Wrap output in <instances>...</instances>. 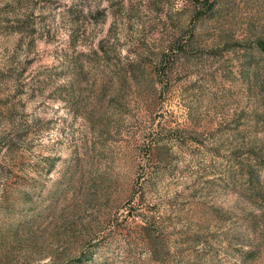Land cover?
Returning a JSON list of instances; mask_svg holds the SVG:
<instances>
[{
  "label": "rangeland",
  "instance_id": "1",
  "mask_svg": "<svg viewBox=\"0 0 264 264\" xmlns=\"http://www.w3.org/2000/svg\"><path fill=\"white\" fill-rule=\"evenodd\" d=\"M0 0V264H264V0Z\"/></svg>",
  "mask_w": 264,
  "mask_h": 264
},
{
  "label": "trees",
  "instance_id": "2",
  "mask_svg": "<svg viewBox=\"0 0 264 264\" xmlns=\"http://www.w3.org/2000/svg\"><path fill=\"white\" fill-rule=\"evenodd\" d=\"M194 2V0L192 1V4L194 5L195 3H193Z\"/></svg>",
  "mask_w": 264,
  "mask_h": 264
}]
</instances>
